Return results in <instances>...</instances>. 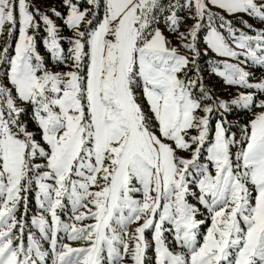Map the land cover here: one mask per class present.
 I'll return each mask as SVG.
<instances>
[{"label":"snow or ice","instance_id":"obj_1","mask_svg":"<svg viewBox=\"0 0 264 264\" xmlns=\"http://www.w3.org/2000/svg\"><path fill=\"white\" fill-rule=\"evenodd\" d=\"M60 4L0 0V264H264V0Z\"/></svg>","mask_w":264,"mask_h":264},{"label":"rangeland","instance_id":"obj_2","mask_svg":"<svg viewBox=\"0 0 264 264\" xmlns=\"http://www.w3.org/2000/svg\"><path fill=\"white\" fill-rule=\"evenodd\" d=\"M33 2L41 7L42 9H47L49 7H57L58 9L61 7L60 0H33ZM247 19V17H245ZM250 22H253L250 20ZM57 23H61V21H57ZM208 59V57H204L201 59L200 63L202 66L205 65V61ZM250 71H256V78H259L261 75H264L259 70L256 69H249ZM205 84L207 87L211 88L218 96L222 98H229L230 95H235V89L229 88L227 85L223 84L221 79L219 77H216L214 75H211L207 72L205 68ZM244 113L243 112H237L231 116H229L230 120H236L241 119L243 121ZM151 255V253H149Z\"/></svg>","mask_w":264,"mask_h":264}]
</instances>
